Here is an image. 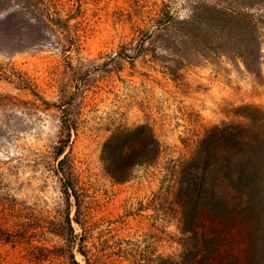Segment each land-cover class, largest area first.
Wrapping results in <instances>:
<instances>
[{
  "label": "rangeland",
  "instance_id": "rangeland-1",
  "mask_svg": "<svg viewBox=\"0 0 264 264\" xmlns=\"http://www.w3.org/2000/svg\"><path fill=\"white\" fill-rule=\"evenodd\" d=\"M53 1L71 51L0 0V264H172L203 238L210 264H264V213L228 214L234 173L264 176V0ZM142 126L161 153L116 182L105 144Z\"/></svg>",
  "mask_w": 264,
  "mask_h": 264
},
{
  "label": "trees",
  "instance_id": "trees-1",
  "mask_svg": "<svg viewBox=\"0 0 264 264\" xmlns=\"http://www.w3.org/2000/svg\"><path fill=\"white\" fill-rule=\"evenodd\" d=\"M18 1L21 4L11 9L6 15L5 25H11V21L19 17L18 19H24L31 27L38 26L39 31H37V35L53 33L55 37L60 39L57 35L59 33L64 36L70 51L77 46V36L73 35L70 30L69 19L62 20L59 15L58 5L53 0ZM136 137L141 138L143 142L137 143V145L131 143V139ZM116 138V136H113L105 144V153H103L105 170L116 182L124 183L130 180L137 166L151 164L161 153L160 142L155 138L153 130L148 126L138 128L133 134L124 136L120 141H117ZM124 139H127L128 143ZM125 147L130 149V153H125ZM64 153L65 148H60L56 152L57 159L61 158ZM67 162H69V154L59 161L57 173L61 176L64 194L68 199L74 197L77 201L79 214L81 203L77 189L78 178L75 177L71 165L70 167H65ZM231 186L233 197L232 208L228 213L230 219L229 226L239 227L249 218L259 219L261 214L264 213V205L262 203L264 201V176L261 171L255 170L247 174L243 169L239 168L233 175ZM201 205H199V208ZM197 214L198 221H201L206 216L203 210L198 211ZM214 221L216 220L214 219ZM76 222L80 224L78 218ZM18 234L14 235L9 231H0V239L16 243L20 236ZM214 242V239L207 240L203 238L201 246L184 252L180 256L181 260L172 264H210L211 261L213 262L217 259H220V261L229 260L230 257L220 253L219 247L215 246ZM36 249L43 248L37 247ZM231 260L232 258L229 264H237V260Z\"/></svg>",
  "mask_w": 264,
  "mask_h": 264
}]
</instances>
